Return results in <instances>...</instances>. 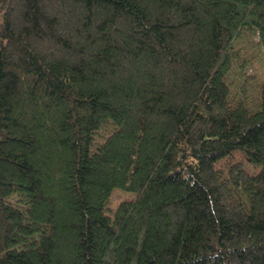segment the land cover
<instances>
[{
  "label": "trees",
  "instance_id": "obj_1",
  "mask_svg": "<svg viewBox=\"0 0 264 264\" xmlns=\"http://www.w3.org/2000/svg\"><path fill=\"white\" fill-rule=\"evenodd\" d=\"M0 264H264V0H0Z\"/></svg>",
  "mask_w": 264,
  "mask_h": 264
}]
</instances>
